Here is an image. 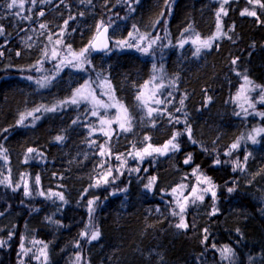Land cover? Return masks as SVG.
<instances>
[{
    "label": "trees",
    "instance_id": "1",
    "mask_svg": "<svg viewBox=\"0 0 264 264\" xmlns=\"http://www.w3.org/2000/svg\"><path fill=\"white\" fill-rule=\"evenodd\" d=\"M25 6L23 15H32L31 22L12 15L16 9H7L5 0H0V24L5 28L0 46L9 42L0 49V146L7 150L14 168L32 190L31 196H25L22 188L13 191L0 184V241L4 242L0 264H21V260L24 264H42L43 258L37 261L31 253L24 256L20 252L21 242L33 252L47 244V264H229L221 261L212 244L234 249L232 264H264V133L258 135V147L252 143L249 151L240 146L225 155L238 137L245 136V130L251 129L248 133H252L253 129L264 128V118L253 126L257 121L253 119L255 112L245 116L236 101L244 75L264 86V14L257 8L262 22L241 16L245 7L251 10L252 6L246 0H231L225 5L228 14L220 18L222 31L231 39L222 36L210 50L196 57L192 46L181 48L179 43L194 33L206 39L216 32L220 0H168L167 4L165 0H139L133 4L134 12L123 0H92L91 4L52 0L50 4H38L31 12L27 10L31 6ZM41 9L45 11L42 17L36 15ZM116 15H120L115 20L123 35L134 30L133 25L136 29L155 25L158 31L166 27L174 47L167 53L164 69L176 87L175 94L168 98L172 102L160 107L166 106L167 112L181 121L186 119L196 143L185 134L177 138L179 151L154 154L143 162L129 155L146 143L160 147L174 131L183 132L185 128L184 123H170L167 114L156 118L153 127L136 110V92L153 70L146 55L123 53L118 59L110 55L107 66L101 61L104 55H92L93 70L111 82L116 98L136 116L132 132L112 135L110 140L100 133L90 134L83 122L84 109L61 104L86 81L92 82V75L67 67L55 73L53 79L48 78L46 87L36 83L43 80L38 61L44 59L50 43L48 35L52 39L60 35L62 47L70 44L78 51L93 41L101 20ZM40 23L47 24V28L41 29ZM189 25L192 31L185 32ZM236 58L233 65L231 61ZM8 63L13 70L8 69ZM258 92L252 101L255 105L259 103ZM181 98L184 105L176 112ZM58 104L55 112L44 111ZM36 108L41 109L34 113L39 119L28 117L24 124L18 123L21 114ZM258 109H264V103ZM58 135L65 137L63 142L55 140ZM145 136L150 140L145 141ZM106 140L111 157L98 155V145ZM28 148L37 152L30 154ZM247 153L250 158L244 170L234 172V161L239 158L243 162ZM189 154L192 160L185 164ZM26 156L31 157L27 162ZM217 159L219 164L215 163ZM102 161H107L103 168ZM122 161L126 164L120 167ZM109 166L113 177H117L115 181L111 182L110 177L107 185L91 186L98 173ZM137 167L139 172L130 171ZM201 174L215 185V201L206 194L203 202L189 203L185 212L189 227L177 229L179 218L170 213L177 207V198L183 201ZM37 175L38 186L34 184ZM153 176L156 181L149 190L145 185ZM200 187L203 185L198 190ZM173 188H177L175 194ZM229 188L234 190L229 192ZM52 193H63L64 201ZM89 200L94 201L92 226L100 231V237L91 243L81 237L89 227ZM213 207L218 209L215 215H211ZM51 221L57 223L53 234L48 227ZM29 230L31 241L24 238ZM205 235L208 240L202 243ZM33 240L43 244L34 245ZM77 254L82 256L79 262Z\"/></svg>",
    "mask_w": 264,
    "mask_h": 264
},
{
    "label": "snow or ice",
    "instance_id": "2",
    "mask_svg": "<svg viewBox=\"0 0 264 264\" xmlns=\"http://www.w3.org/2000/svg\"><path fill=\"white\" fill-rule=\"evenodd\" d=\"M52 0H5L6 8L9 10L16 9L15 12L12 13V15L19 17L21 20L29 21L31 22L33 20L32 15H23L25 11V5H30L27 10L31 12L38 4H50ZM64 0H60V3H63ZM81 3H92V0H80ZM120 2V0H118ZM124 3L128 5V10L129 11H135V8L133 7V4L139 3V0H123ZM231 0H220V6L219 10L216 12V18H217V25H216V32L206 38L202 39L198 33H194L193 35H190L184 39H182L179 43V47L183 48L185 44L191 43L194 46V52L193 55L196 57H199L201 52L203 50H210L213 47V44L218 41L222 36L227 37L228 39H231V37L227 36L226 32H223L221 29V23H220V18L221 15L223 14L226 16L228 14L227 9L225 8V5L229 4ZM247 4L252 6L251 10L249 7H245L240 15L241 16H250L256 18L257 22H262L260 21V16L258 15L257 8L261 11V14H264V0H246ZM168 3V0H165V4ZM37 16H44L45 11L41 9L37 14ZM80 15H83V13H80ZM163 12L161 13V18H163ZM74 18V17H71ZM160 20L157 19L155 23H159ZM65 26L67 25L68 21L66 20ZM110 25H105L104 21L101 20L96 28V36L93 38V41L89 43V45L85 46L84 48L80 49L78 52L73 51L71 48V45H66L67 48V54L64 55L62 58H60L59 64L56 65L57 72L61 70V65L64 67H72L76 68L78 70H86L85 66L90 65L91 61L89 59L90 52L91 51H97V50H105L108 48V38H107V33H108V28ZM39 27L41 29H46L47 24L45 23H40ZM234 27V26H233ZM101 29L103 30L101 32ZM133 29L139 33V30L136 29V26L133 25ZM185 32H190L192 31V26L189 25L187 28L184 30ZM5 34V28L2 24H0V35ZM149 34H139V36L133 35L132 32L128 33V39L125 40H116L115 45L118 47H129V48H136L137 51L148 55L151 53V50L153 49V46L156 44L157 40H161L162 37L157 35L155 38H149ZM183 35V34H182ZM48 40L51 42L52 41V35H48ZM129 40L133 41L132 43L129 42ZM138 40V42H137ZM61 39H56L55 44L60 45L61 44ZM170 43V42H169ZM143 45V46H142ZM30 46V45H29ZM218 47V45H217ZM154 55V53H151ZM2 55V53H0ZM19 55V53H17ZM44 55L48 56V52L45 50ZM60 57V53L57 52L55 48L51 50V58L52 59H57ZM237 59H233L231 63L235 65L237 63ZM38 63H43V61H38ZM153 72H162L163 69L162 67L160 69H157L156 65L153 64ZM237 75H240L239 72H237ZM54 78V77H53ZM28 79H32V77H28ZM160 81L157 83V81ZM244 84L240 86V88L237 91L236 95V100L237 101H242V103H239V107L241 108L242 112L244 113L245 116L250 115L252 113L248 112V108H245L244 105L248 104L249 108H252L255 110V103L252 102V98L248 93L254 92L259 90L258 95H259V100L257 102L259 103H264V86L261 85H256L251 81L247 75L243 76ZM45 81H48L50 83V80L48 77H44L43 80H37L36 83L39 84L41 87H46L47 84ZM98 87L103 90L102 94L108 97L107 102L100 99L96 95V88L92 87V82L86 81L83 85H81L79 88L75 90V93L73 94L72 98L70 100H65L61 102V104H72V105H79L80 103H87L91 105L90 112L91 116L97 117L98 118V124L99 128L97 129L95 126L91 127V133L95 131L101 132V134L105 137H107L109 140L111 139L112 135L119 132H132L133 127H134V121L136 120V116L129 111V108L119 101L115 95H114V89L112 88L111 82L105 77L101 78L100 74L97 73V81H96ZM169 87L175 89V81H171L170 84L168 85ZM166 88V85L163 83V77L162 76H157L153 75L149 81H146L143 85L140 86L138 91L136 92L135 95V101L136 103V108L142 113V118H147L150 123L152 124L153 127H155V118L161 117L165 114L169 116V122L170 123H184L185 128L184 131H174L170 139H168L162 146L160 147H155L151 145L150 143H146L145 146L139 150H136L133 153H129V155H132L133 159H138L140 162H143V160L146 157H152L154 154H159V155H167L170 151L175 152L179 151V142H178V137L181 135H187L189 140H191L192 143H196L195 140H192L191 136V126L187 124V120L185 119L184 121H181L179 117H173L171 113L167 112V107H160L161 105H167L170 104L172 101L168 99L169 97H172V92L171 91H163ZM179 104L181 105L180 108H176V112H180L182 110V106L184 105V98H181L179 101ZM60 107V105H55L50 108H44V111L46 112H55L57 108ZM112 109H115V113L111 116L108 115V112ZM41 109L36 108L33 111H29L26 114H21L20 118L18 120L19 124H24V121L28 117H32L33 120H37L40 117L35 116V112H39ZM101 110H103L104 114H101ZM237 116L241 115V112H236L235 113ZM255 115H258L262 118H264V112H255ZM77 121H73V123H76ZM113 124L117 125V128H113ZM261 133H264V128H256L253 129L252 133H250L248 136L241 135L236 139V141L231 144L228 152L225 153V155H231L233 150L239 149L241 146L242 141H251L253 144L257 142L256 137L260 135ZM65 139L64 136L58 135L55 137V140L57 142H63ZM145 141L150 140V137L145 136L144 137ZM92 143H95L93 141ZM107 145V140L105 141V144H100L98 145L99 147V152L98 155L101 157H104L106 154L111 157V150L109 147H106ZM135 145H133V148ZM6 149H2V146H0V160H3L5 163L8 161V157L5 154ZM28 153H34L37 152L36 149L33 148H28L27 149ZM31 157L26 156L25 157V162L28 161ZM116 159H121L120 156H116ZM248 156H245L243 158V162L237 158L236 161H234V167L233 171L235 172L237 169H240L241 171L244 170V165L247 163ZM192 160L191 154H189L186 159L184 160L185 164L190 163ZM107 163V161H102L100 163V167L103 168L104 164ZM215 163L219 164L220 160L217 159ZM124 164H126V161H122L120 167H123ZM118 170V169H117ZM130 171H135L139 172L140 169L139 167L135 169H131ZM198 171V166L196 169L193 170V175H196V172ZM10 172V169H9ZM123 173H120L122 175ZM112 177V181L114 182L117 177H113V169L111 166L107 167L103 172L98 173L95 183L91 186L94 187H99L102 184L107 185L110 183L109 178ZM156 181V177L153 176L149 179L148 183L145 185V188L151 190L153 188V185ZM40 183V177L37 175L34 178V184L39 185ZM0 184H3L7 187H12V182L9 177H5L4 179H0ZM203 185V187H200L198 190V186ZM181 189L186 188L185 185H180L178 186ZM215 185H213L211 178L207 176H203V174L197 176V184L193 186L189 190L188 196H183V192L180 193L181 196H183V201H181L179 198L176 200V208L172 210L170 213L172 216H176L179 218L178 223L175 224V227L180 230H186L188 229L189 225L186 222V217H185V212L186 208L189 203L195 204L197 201L203 202L205 199L206 194H210L213 201H215L216 198V192L213 190ZM13 190H16L13 188ZM126 190V189H123ZM234 189L229 188L228 191L232 192ZM177 192V188L172 189V193L175 194ZM39 195H44V192L38 191ZM115 194V193H113ZM24 195L25 196H31L32 195V190L28 187V185H25V190H24ZM52 196L58 197L60 201H64V195L63 193H52ZM51 198V197H49ZM94 204L93 200L88 201V212H89V227L81 233V237L85 238L88 243H91L92 241L97 240L100 237V231L98 228L92 226V213L94 212V208L92 205ZM218 209L213 207L211 210V215H215L217 213ZM2 214V213H0ZM239 231V230H237ZM204 232L207 233V229H204ZM208 240L207 235L204 236L202 243H206ZM3 241H0V246L3 245ZM32 243L35 244H43L42 241H36L33 240ZM47 244H43L41 248L38 249L37 252H33L32 248H25V245L23 242L20 244V252L24 255L27 256L29 253L32 254V258H34L37 261L42 260V264H47ZM76 247L79 248L80 245L79 243L76 244ZM211 247L213 249H216L220 253V259L222 261H228L229 264H232V260L234 258V249H232L228 245H224L222 248H217L215 244H212ZM82 259V256L80 254H77L76 260L79 262ZM21 264H24L23 260H21Z\"/></svg>",
    "mask_w": 264,
    "mask_h": 264
},
{
    "label": "rangeland",
    "instance_id": "3",
    "mask_svg": "<svg viewBox=\"0 0 264 264\" xmlns=\"http://www.w3.org/2000/svg\"><path fill=\"white\" fill-rule=\"evenodd\" d=\"M26 7V6H25ZM115 19H120V15H116L115 17L113 18H106L105 19V22L104 24L105 25H110L109 26V30L110 32L112 33L111 37H110V40H111V49L108 53L104 54V57L101 59L102 62H105V66L108 65V57L110 55H112L115 59H118L120 58V55L123 54V53H140L142 55H145L139 51H137L136 48L132 47V48H129V47H118L115 45V41L116 40H125V39H128V34H125L123 35L122 32H121V27L119 25H117V21ZM145 27V26H144ZM148 28V27H147ZM145 29L142 27L141 28H137L139 30V33H137L135 30H132L131 32L133 33V35L135 36H139V34H151L150 35V39L151 38H155L157 35H159L160 37H162L161 40H157L156 44L153 46V49L151 50V53H154L153 54H148L146 55L148 58H150L151 62H152V66L153 64L156 65L157 69H160L162 67L163 71L162 72H157V73H154L153 70L152 72L149 74V76L147 77L146 81H149L151 79V77L153 75H157V76H162L163 77V83L166 85V88L163 90V91H171L172 92V95L175 94L174 93V90L173 88L169 87L168 85L170 84L171 81H174L170 76H168V74H166L165 72V60L167 58V53L169 52V50H171L173 47H174V44L173 42L170 40L169 37H167V30H166V27L164 26L163 29L159 30L158 31V26L155 27L152 26L150 27L149 29ZM61 39V36L60 35H57L56 37H54L52 39V41L50 43H48L47 47H46V51L48 52V56H45L43 54V63L40 64L39 66V73L44 77H48V78H52V76H54L55 73H58L57 72V69H56V65L59 64L60 62V58H62L64 55L67 54V48H66V45L64 47H62V45H56L54 42L56 39ZM130 43H132L133 41L129 40ZM138 42V40H137ZM170 42V43H169ZM9 44V42H5L2 46H0V49L4 46H7ZM188 45L192 46L194 48V46L191 44V43H187ZM143 46V45H142ZM49 47V48H48ZM55 48L57 50V52L60 53V57H58L57 59H52L51 58V50ZM73 50V49H72ZM75 51V50H73ZM79 51V50H78ZM77 51V52H78ZM92 55H94L92 53V51L90 52V56H89V59L91 61V64L90 65H86L85 66V69L86 70H80V71H83V72H87L88 74L92 75V87L93 88H96V95L107 102L108 100V97L103 95L102 92L103 90L100 89L96 83L97 81V74H96V71L93 70L92 68V63H93V59H92ZM9 66H8V69H11L13 70L12 68V64L11 63H8ZM63 68H67V67H64L63 65H61V69ZM69 68V67H68ZM72 68V67H70ZM55 69V70H53ZM75 70H78L76 68H74ZM54 71V72H51V71ZM10 72V71H8ZM12 75H15V74H12ZM100 76H102L100 74ZM102 78V77H101ZM53 79V78H52ZM160 81L158 80L157 83H159ZM176 85V83H175ZM248 95H250V97L252 98V101H253V97L255 95V91L254 92H251V93H248ZM116 97V96H115ZM237 101V100H236ZM239 103H242V101H238ZM259 104L261 103H258L257 105H255V110H253L252 108H249L248 107V104H245L244 107L245 108H248V112L250 113H254V112H264V109H258L259 107ZM78 107H81L82 109H84L83 113V122L84 124L87 125V127L90 129V132H91V127L92 126H95L97 129L99 128V124H98V118L97 117H93L91 116V112H90V108H91V105L87 104V103H80L79 105H77ZM138 110V109H136ZM139 111V110H138ZM115 113V109H112L108 112V115L111 116ZM101 114L103 115L104 112L103 110H101ZM142 115V114H141ZM146 119V120H145ZM145 119H142L144 122H146L147 124L150 123V121L145 118ZM253 119L257 120V121H254V125L255 127H257V125H259V122H261V120L263 119L262 117L260 116H255ZM156 120V118H155ZM260 120V121H258ZM252 122V120H251ZM113 128H117V125L113 124ZM249 131H251V129H248V130H245V136H248L250 133H248ZM96 133H100L98 130L93 132V134ZM124 132H117L113 135H122ZM248 133V135H247ZM200 137V136H199ZM261 138V137H260ZM256 140L257 142L253 145V147H258V145L261 144V140L259 139V136L256 137ZM241 147L244 149V150H250V148H252V142L249 140V141H242L241 142ZM6 154V153H5ZM248 154V153H247ZM7 155V154H6ZM245 156H248L249 157V154L248 155H244ZM8 157V155H7ZM243 157V158H244ZM248 161V159H247ZM13 162L12 160H10V158H8V161L7 163H5L3 160H0V179H4L5 177H9L10 176V180L12 182V187L10 188H15L16 190H13V191H17L19 188H22L25 190V185L27 184L28 185V182L25 178H23V176L21 174H19L18 172L16 173L14 171V166H13ZM9 169H10V172H9ZM29 187V186H28ZM52 222V221H51ZM25 234L28 236L27 237V241H31V239L33 238V235L31 233V231H25ZM220 255V253H219ZM222 261V260H221Z\"/></svg>",
    "mask_w": 264,
    "mask_h": 264
},
{
    "label": "water",
    "instance_id": "4",
    "mask_svg": "<svg viewBox=\"0 0 264 264\" xmlns=\"http://www.w3.org/2000/svg\"><path fill=\"white\" fill-rule=\"evenodd\" d=\"M103 30L101 29V32ZM107 35V38H108V48L105 49V50H97V51H92L94 54H106L110 51L111 49V41H110V33H109V28H108V33L106 34Z\"/></svg>",
    "mask_w": 264,
    "mask_h": 264
},
{
    "label": "bare ground",
    "instance_id": "5",
    "mask_svg": "<svg viewBox=\"0 0 264 264\" xmlns=\"http://www.w3.org/2000/svg\"><path fill=\"white\" fill-rule=\"evenodd\" d=\"M61 4V3H60ZM58 6V5H57ZM14 171L17 173V172H19L17 169H15L14 168ZM57 223H54V221H52V222H50V223H48V227H49V232L50 233H52L53 234V232H55L56 231V229H57ZM27 238L28 236L26 235V234H24V238Z\"/></svg>",
    "mask_w": 264,
    "mask_h": 264
}]
</instances>
